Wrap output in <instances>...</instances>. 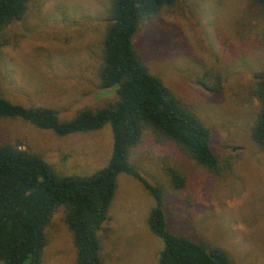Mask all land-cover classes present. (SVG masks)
I'll use <instances>...</instances> for the list:
<instances>
[{
    "label": "rangeland",
    "instance_id": "rangeland-1",
    "mask_svg": "<svg viewBox=\"0 0 264 264\" xmlns=\"http://www.w3.org/2000/svg\"><path fill=\"white\" fill-rule=\"evenodd\" d=\"M114 0H29L25 16L0 31V93L26 107H50L62 120L115 102L101 87L102 43ZM134 48L155 76L212 133L220 167L211 171L173 141L146 131L130 161L164 190L170 230L227 251L233 264H264V148L252 128L261 104L264 8L252 0H179L142 21ZM219 72L222 87L201 80ZM38 153L61 176H91L113 152L111 126L60 137L19 119L0 120V144ZM184 176L176 189L169 171ZM155 200L127 174L118 177L100 237L106 264H158L163 240L148 225ZM43 264H76L73 234L58 211L46 228Z\"/></svg>",
    "mask_w": 264,
    "mask_h": 264
},
{
    "label": "trees",
    "instance_id": "trees-1",
    "mask_svg": "<svg viewBox=\"0 0 264 264\" xmlns=\"http://www.w3.org/2000/svg\"><path fill=\"white\" fill-rule=\"evenodd\" d=\"M28 1L0 0V31L25 16ZM178 1H113L102 43L100 80L103 89L116 90L115 102L81 109L74 118L62 120L53 108L26 107L0 93V120L19 118L60 137L98 131L109 124L113 136L109 163L91 176H61L42 155L10 142L0 144V264H43L49 243L46 228L61 209L73 234L76 264H106L100 232L109 219L120 174L139 181L155 200L148 225L164 243L158 264H233L224 249L208 248L173 233L165 215L163 188L151 184L130 161L132 149L140 145L146 131H152L209 170L220 167L209 127L152 74L134 48L140 23L158 17ZM252 1L264 8V0ZM201 82L211 93L222 87L219 72L206 73ZM256 95L261 108L252 136L264 148V72ZM169 175L176 189L184 187L182 174L170 170Z\"/></svg>",
    "mask_w": 264,
    "mask_h": 264
}]
</instances>
